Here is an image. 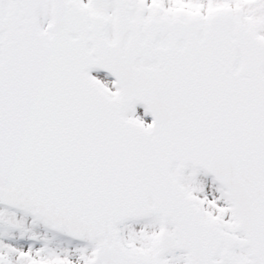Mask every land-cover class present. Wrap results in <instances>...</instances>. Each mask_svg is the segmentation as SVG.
Returning a JSON list of instances; mask_svg holds the SVG:
<instances>
[{
    "label": "snow or ice",
    "instance_id": "6c2138e0",
    "mask_svg": "<svg viewBox=\"0 0 264 264\" xmlns=\"http://www.w3.org/2000/svg\"><path fill=\"white\" fill-rule=\"evenodd\" d=\"M0 264H264V0H0Z\"/></svg>",
    "mask_w": 264,
    "mask_h": 264
}]
</instances>
